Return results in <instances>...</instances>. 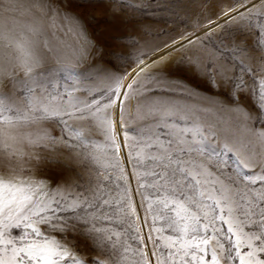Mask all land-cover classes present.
Wrapping results in <instances>:
<instances>
[{
    "label": "rangeland",
    "instance_id": "rangeland-1",
    "mask_svg": "<svg viewBox=\"0 0 264 264\" xmlns=\"http://www.w3.org/2000/svg\"><path fill=\"white\" fill-rule=\"evenodd\" d=\"M67 2L69 8L80 11L87 25L91 26L93 34L99 38V41L95 42L97 44H94L95 50L99 52L98 62L118 77H124L134 69L136 51L124 52V40L131 38L130 36L114 32L106 37H99L104 29L105 20L101 18L104 14H99L98 8H107L109 12L110 8H114L112 14L117 11L131 16L136 23L155 26V37L160 48L164 47L162 41L171 43L173 39L180 40L182 34H191V39L196 41L193 48L200 45L210 48L218 61L226 65L229 69L228 74L231 75L234 56L231 42L233 36L239 33L241 22L237 20L232 23L220 15L218 20L215 19L218 22L212 24L215 20H201L199 11L187 12L186 8H235L241 0H226L221 3L200 0L197 6L196 0H57L56 7L62 8L61 4ZM255 19L254 13L253 22ZM208 32L212 33L211 36L205 38L201 44L198 37L204 38ZM243 39L251 48L254 39L258 41L260 38L256 33L249 31L244 34ZM216 48L220 51L216 52ZM173 57L179 59L178 54L174 53ZM85 59H88L86 55ZM238 59L239 57H236L237 62ZM81 65H79L80 69L84 68V63ZM234 71L237 76H243L247 81L249 94L246 99L244 97L242 99L248 104V101L253 99L250 91L253 81L249 75L241 71L240 67H236ZM18 73L22 83L15 82L16 86L12 90L21 106L19 112L16 111L15 104L6 107L5 105L9 103L3 102L0 97V130L3 131L4 136L15 137L14 141L9 140L8 143L13 145L14 142H19L27 151L32 150L27 145V138H34L38 133L30 131L31 134L25 136L23 132H12L9 129L12 125L4 124L3 121L12 119L16 121L13 125L23 124V127L31 128L29 126L33 123L32 117L41 116L38 106L33 107L31 100L34 96L44 93L46 99L42 101L43 103L53 104L66 112H75L76 109H83L85 105H92L90 112L83 113L88 117L86 120L75 121L72 120L74 116L72 118L64 116V120H67L70 128L74 130L70 131V135L81 133V138L76 141L80 146L77 150L84 149L92 156L66 173L75 180V185L71 189H59L56 182L49 181L45 190L37 192L36 197H39L25 204L22 215L30 217L28 222L40 229L42 236L39 239L31 229L24 227L23 221L19 228L5 227V239H12L17 248L30 241L42 243L45 238L61 243L65 239L71 242L73 233L69 232L62 236L39 223V216L32 214L38 213L41 207L55 200L60 202L59 209H56L54 203L51 207L56 209L57 215L63 220L65 216L72 215L69 205L75 201L80 204L76 213L88 220L89 228L100 230L97 235L101 238L107 237L109 251H112L111 245H115L117 258L122 256L124 264H138L141 254L144 258L152 256L151 264L158 262L159 264H214L213 257L216 264H240V257H246L249 251L247 243L240 245L238 254L235 244L239 237L230 233L228 229L229 226H233L235 231V225L243 222L245 232H258L256 224L251 228L248 225L259 221L260 208L264 207V203L257 200L258 196L264 194V184L257 179L260 170L256 168L250 171L248 168L238 167L232 154L223 153V144L229 143V140L219 134L212 139V134L205 132V136L209 137L207 142L209 148L203 154L195 152L189 154L186 151L188 146H183L182 142L172 139L165 125L156 124V132L149 133L145 127L146 121L140 124L135 116L136 94L139 90H144L150 95H157L163 90L161 84L156 83L152 78L141 77L134 88L123 86L120 92H116L114 91L116 85L109 79L103 76L99 78L77 74L73 69H66L63 73L45 70L30 73L28 76H24L22 72ZM179 73V83L183 79L184 81L189 79L192 90L203 91L211 97L220 99V109L228 104V88L223 85L219 89L210 88L204 81L184 71L183 67L179 69ZM45 78H48V81L43 91L28 87L29 83ZM170 78L175 80L171 76ZM261 79L257 76L256 102L259 101ZM176 82V86L180 87L178 81ZM180 89V91L184 90L182 87ZM124 91L129 95L125 96ZM76 94L79 98L68 102L67 97ZM48 97H54V102L47 101ZM117 101H122L123 104L116 103ZM25 105L30 112L25 109ZM109 105L111 106L106 107ZM248 107L251 108V105L248 104ZM117 110L120 113L118 118H116ZM93 113L95 116L92 115ZM253 114H255L254 110ZM106 119L111 120L110 127H106L104 123ZM38 125L47 128L53 136L61 135L63 125L59 116H49ZM247 125L249 139L255 140L252 133L262 130L261 122L258 119L249 120ZM230 127L236 130L240 125L231 122ZM156 138L159 144L155 142ZM189 138L192 143L193 139L199 141L201 136L196 134ZM212 149L219 155L214 154ZM9 150L13 151L12 146ZM4 152L3 137H0V160L3 159ZM177 161L180 162L179 165L175 163ZM188 168L192 171L188 172ZM7 172L8 167L0 164V173L6 175ZM21 174L26 183L22 181L20 185L26 186L28 193H34L38 185H45L44 176H52L47 170L26 169ZM2 180L5 185L8 184L6 180ZM253 180L256 182L252 183ZM231 181H235V184ZM11 183L18 182L11 180ZM9 195V191L3 193L5 202L12 196ZM20 195L22 196L23 193ZM13 211L15 213L14 205ZM246 213L248 215H245ZM20 216V213H15L13 223ZM44 216L50 218L51 213L45 212ZM7 217L0 215V222L6 225ZM205 239L208 243H201ZM253 243L255 247H259L258 242ZM220 245H223V248ZM66 246L71 247V244ZM5 251L10 255L11 247L0 244V254ZM79 254H86L82 242L79 244ZM258 256L264 258V254Z\"/></svg>",
    "mask_w": 264,
    "mask_h": 264
},
{
    "label": "snow or ice",
    "instance_id": "snow-or-ice-1",
    "mask_svg": "<svg viewBox=\"0 0 264 264\" xmlns=\"http://www.w3.org/2000/svg\"><path fill=\"white\" fill-rule=\"evenodd\" d=\"M35 7L44 10L47 8V4L41 2ZM254 13L256 15L255 22H253ZM222 15L229 22L234 23L237 20L241 22L239 24V33L233 36L231 42V50L234 53L231 75L228 74L229 69L226 65L219 63L218 59L210 51L207 49L194 50L193 46L196 41L191 39V34H182L180 40L173 39L171 43L162 41L163 48H160L159 45H140L136 48L133 61L135 68L124 77L113 76L107 67H99L97 72L103 73L106 79L116 85L114 89L116 92H120L123 89V85L129 80H132L133 83H128V88H134L135 83L141 77L152 78L158 84H166L171 87L177 82L170 78V70L173 67L178 68L181 66L184 71L204 81L210 88L219 89L222 85L228 88V104L224 106L228 107L229 111L236 113L238 119L245 126L249 120L258 119L261 122L262 130L252 133L255 140H240L234 144L225 142L222 151L225 154H232L238 167L248 168L250 171L259 168L260 175L257 179H259L261 184H264V0H259V2L257 0H241L235 8H229ZM220 27H223V25H220ZM249 31L256 33L260 38L258 41L254 39L251 48L243 39L244 34ZM211 34V32H208L204 38L198 37L199 42L203 44V40L210 37ZM137 44V41H132L133 47H136ZM215 50L216 52L220 51L219 48ZM174 53L179 55L178 60L174 59ZM236 57H239L238 62ZM84 60L85 57L81 54L80 62ZM40 62L41 58L36 56L22 63L13 64L7 54H5L3 61L0 62V83L6 80H12L14 84L17 81H21V77L17 73L22 72L24 76H28L34 67L39 66ZM236 67H240L241 71L249 75L253 81V87L250 90L253 99L248 101L251 108L242 99V97L246 99L249 94L247 81L243 76L235 74L234 69ZM257 76L262 78L259 81L261 90L259 91L258 102L255 100L257 95ZM123 94L125 96L129 95L127 91H124ZM116 103L123 104L122 101H117ZM13 104H15L16 111L19 112L21 106L16 104L15 101L5 106L11 107ZM32 106H38V110L42 114L39 117H32V122L35 124H40L41 121L47 120L49 116H59L60 123L63 125L61 127V135L59 137L53 136L47 128H41L34 138H27V145L32 149L31 151L25 152L19 149L10 151L11 145L8 141H14L15 137L4 136L3 131L0 130V137H3L5 146V152L0 164L5 167L11 166L13 171L16 169L21 172L26 169L50 171L59 189H71L75 185V180L66 175V173L74 170L85 159L91 158L92 154L84 149L77 150L80 146L76 141L81 138V133L77 132L75 136L70 135V131L74 130L70 128L67 120H64V116L70 118L74 116L77 119L86 120L88 118L83 113L85 111L90 112L92 105H85L83 109H76L75 112H66L58 106L43 103L40 97L34 96ZM24 107L29 110L27 105ZM253 110L255 114H253ZM92 115L95 116V113ZM122 115L123 111L121 109V117ZM3 123L13 125L16 121L5 119ZM104 123L106 127L111 126V120L109 119H106ZM224 131L227 133L226 129ZM215 138L216 133L213 132L212 139ZM208 140L209 137L201 133V139L199 141L193 139L192 143L188 144L186 151L189 154L193 152L203 154L209 148ZM113 143H115L114 136ZM212 151L217 154L214 149ZM17 152H19L18 156ZM175 163L179 165L180 162L177 161ZM167 166L165 165V167ZM255 182V180L252 181V183ZM231 183L235 184V181H231ZM38 187L43 191L46 185H38ZM5 191L12 192V196L6 202L3 199ZM21 191L22 189L17 188L11 182L5 185V182L0 179V213H3L5 209L9 212L7 224L0 222V244H7L11 247L10 255L6 251L0 254V264H124L122 256L117 258L118 254L115 252V245L112 244V251H109L110 245L107 237L101 238L97 235L100 230L94 227L89 228L88 220L76 213V209L80 207V204L75 201L69 205L72 215L65 216L63 220L60 219L56 211L60 207V202L55 200L41 207L38 213L32 214L33 216H39V223L50 227L52 231L60 233L62 236L69 232L73 233L71 242L65 239L61 243L57 240L50 241L45 238L42 243L30 241L17 248L12 239H5V227L19 228L23 221L24 227L31 229L37 239L42 236L40 229L28 222L31 218L22 215L25 204L32 197L23 195L20 199H17L15 193ZM257 200L264 203V194L258 196ZM52 203L56 204V209L51 207ZM13 205H15V213L21 214L20 218L15 219V223H13L15 215ZM45 212H50L51 217L46 218L44 216ZM245 215H248V213ZM259 216L258 222H252L248 225L251 228L253 224H256L258 232H245L243 222L235 225V231H233V226H229L228 231L239 237L235 244L237 253L239 254L240 245L245 242L249 249L246 257H240V264H264V258L258 256V254H264V207L260 208ZM21 239L23 240L24 237L22 236ZM254 241L259 243V247L254 246ZM81 242L86 250L85 255L79 254V244ZM201 243L207 244L208 240H202ZM68 244H71V247L66 246ZM220 247L223 248V245H220ZM91 253L96 254L92 255ZM152 258V256L144 258L143 254H141V260L138 264H151ZM213 261L216 264L215 257H213Z\"/></svg>",
    "mask_w": 264,
    "mask_h": 264
},
{
    "label": "bare ground",
    "instance_id": "bare-ground-1",
    "mask_svg": "<svg viewBox=\"0 0 264 264\" xmlns=\"http://www.w3.org/2000/svg\"><path fill=\"white\" fill-rule=\"evenodd\" d=\"M213 1H220L221 3L226 0ZM41 2L47 4L46 9L41 10L35 7V5ZM199 2L200 0H196V6ZM67 4L69 3L61 4L62 8H57V0H0V62L3 61L5 54H7L13 64L22 63L32 57L39 56L41 62L39 66L32 69L31 74L45 70L63 73L66 69H73L77 74L96 76L99 78L102 76L105 77L103 73L97 72L99 67H106L98 62L97 58L99 52L94 48V44L96 41H99V38L93 34L91 26L87 25L80 11L69 8L70 6ZM79 9L81 10L82 8ZM98 9L100 12L99 14H104L101 18L105 20L104 29L102 33L99 34V37H106L108 34L114 32L120 35L130 36L131 38L124 40V52L136 51V48L140 45H158V39L155 37V26L147 23H136L132 20L131 16L117 11L112 14L114 8H110V12L107 11V8ZM228 9L229 8L201 7L186 8V11H199L201 20H218L219 16L222 15L223 12L228 11ZM215 21L212 24L218 22ZM132 41L138 42L136 47L132 46ZM201 49H207L215 56L213 51L206 46L202 47V45H200L194 48V50ZM81 54L84 57L86 55L88 59L80 62ZM82 63H84V68L80 69L79 65ZM179 69H182V66L178 68L174 67L170 70L171 77L178 81V83L180 81ZM108 70L113 76H116L109 68ZM47 81L48 78L40 79L29 83L28 87L33 89L38 88L43 91ZM131 82L132 80H129L123 86L127 87L128 83ZM183 83L185 86H182L184 85ZM191 84L189 79L187 81L183 79L178 84L182 89L184 88L182 91H180V87L176 86V84L171 87L166 84H161L163 90L157 95H150L144 90H139L138 94H136L137 100L135 105V116L137 121L140 124L146 121L145 127L147 131L152 134L156 132V124L165 125L169 136L177 142H182L183 146H188V144L191 143V138L189 137H192V135L195 136L198 134L201 136V133L205 135V132L209 134L215 132L217 135H221L222 138L229 140L230 144L249 139L248 125L245 126L240 119H238L236 113L229 111L228 107L220 109V99L211 97L210 94L204 93L203 91L192 90ZM15 86L16 84H14L12 80H6L0 83V97L3 99V102L11 103L15 101V103L18 104V99L14 90H12ZM43 94L44 93H41L36 96L40 97L42 101H45L46 98ZM53 98L54 97H48L47 101L50 100V102L53 103ZM78 98L79 95L76 94V96H68L67 100L68 102H72ZM32 102L33 98L31 100V103ZM119 115L120 113L117 110L116 118H118ZM72 120L79 121L77 118H72ZM231 122L239 124L240 128L236 130L231 128ZM29 127L31 128L23 127V124H18L17 126H10L9 129L15 133L23 132L22 134L27 136L30 135L31 132L38 133V129L41 128L35 123H31ZM225 129L227 133L224 131ZM155 142L159 144L157 138ZM11 146L13 151L19 149L27 152L26 147L19 142H14ZM18 153L19 152H17V154ZM16 170L13 171L11 166H8V174L4 175L0 173V179H4L8 183L11 182V180L18 182L11 183L13 185L17 184L18 186L16 187L22 189L21 192L15 193L17 199H20V194L22 193L23 195L31 196V200L39 197H36V195L37 192L41 191V188L38 187L36 191L34 190L35 192L33 191L34 193H28V191H26L27 187L20 185V182L23 181L26 183V181H24L21 172ZM191 171L192 170L188 168V172ZM50 174L52 176L46 175L43 178L45 185L46 183L48 184L49 181L54 182L55 178L51 172ZM43 189L45 190L46 187ZM7 192L8 191L4 193ZM9 193L10 195L12 194V192ZM0 215L2 217H7V209H5L3 213H0Z\"/></svg>",
    "mask_w": 264,
    "mask_h": 264
}]
</instances>
